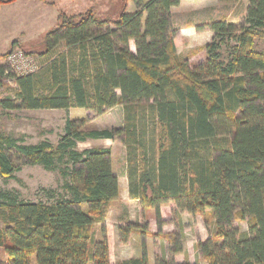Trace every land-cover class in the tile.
Here are the masks:
<instances>
[{"label": "trees", "instance_id": "16d2710c", "mask_svg": "<svg viewBox=\"0 0 264 264\" xmlns=\"http://www.w3.org/2000/svg\"><path fill=\"white\" fill-rule=\"evenodd\" d=\"M182 1L136 0V11L124 9L117 20L60 12L45 39L49 58L37 72L17 76L0 59V87L6 79L17 85L13 97L0 98L2 110L102 116L121 106L124 113L123 126L113 130L68 119L57 146L25 145L0 131V178L15 179L19 160L68 180L66 196L52 203L0 191V248L7 254L0 264H111L106 212L120 197L112 152L79 150L97 140L126 148L129 196L155 212L160 231L162 207L173 204L214 226L211 239L198 244L207 264H264V52L255 49V39H264V0H249L241 25L223 19L197 26L213 38L195 68L175 41L172 9ZM63 44L66 50L53 54ZM238 221L248 225L241 237ZM134 227L121 229L122 242ZM177 246L174 254H182ZM119 264H149V257L144 251Z\"/></svg>", "mask_w": 264, "mask_h": 264}, {"label": "rangeland", "instance_id": "374dc122", "mask_svg": "<svg viewBox=\"0 0 264 264\" xmlns=\"http://www.w3.org/2000/svg\"><path fill=\"white\" fill-rule=\"evenodd\" d=\"M42 1V2H41ZM144 3L149 0H142ZM249 0L226 4L219 0H183L180 6L172 9V24L178 31L177 50L182 60L193 68L205 63L206 48L213 33L209 30H196L199 25L212 21L227 20L241 25L246 17ZM136 11V0H17L0 6V59L5 64L6 55L21 50L31 55L41 66L48 58L46 35L60 24V12L68 16H79L87 12L101 19L117 20L123 10ZM131 49L135 51L134 43ZM255 49L264 52V39H255ZM65 45L53 52L65 51ZM52 54V55H53ZM12 71V70H11ZM16 83L6 79L0 87V98L13 97ZM68 119L86 121L88 130H113L123 126V108L118 106L98 116L85 109L69 111H5L0 109V131L4 136L18 139L25 145H37L49 141L57 146ZM110 147L112 166L120 185V197L107 206L106 226L110 243V262L138 258L146 251L149 264L158 261L175 260L176 263L207 264L198 250L199 243H206L214 234V226H206V218L201 215L178 213L173 204L162 207L163 226L160 231L153 210L143 208L139 202L129 196L127 179V152L119 141H88L79 144V150ZM21 169L15 179L0 178V191L16 192L22 201L52 203L51 198L66 196L64 186L67 183L59 171L49 172L41 166L26 165L17 160ZM87 210V206H83ZM135 226L127 243L122 242L121 229ZM0 227L2 224L0 223ZM240 237L248 232L246 222H236ZM145 231L146 234H142ZM94 240H102L101 225L94 229ZM216 241V240H215ZM175 244L183 248V253L175 255ZM7 260V254L0 248V263Z\"/></svg>", "mask_w": 264, "mask_h": 264}, {"label": "built area", "instance_id": "2783aa9c", "mask_svg": "<svg viewBox=\"0 0 264 264\" xmlns=\"http://www.w3.org/2000/svg\"><path fill=\"white\" fill-rule=\"evenodd\" d=\"M6 63L17 76L33 74L38 70L37 61L21 50L9 53L6 58Z\"/></svg>", "mask_w": 264, "mask_h": 264}, {"label": "crops", "instance_id": "0c3cea01", "mask_svg": "<svg viewBox=\"0 0 264 264\" xmlns=\"http://www.w3.org/2000/svg\"><path fill=\"white\" fill-rule=\"evenodd\" d=\"M17 1V0H16ZM15 1V2H16ZM215 1H217V0H215ZM42 2V1H41ZM14 3V2H13ZM3 5H5V4H3ZM212 38H213V36H212ZM105 141H111V140H105ZM113 142V141H112ZM107 149H110V147H107ZM112 150V149H111ZM114 170V169H113ZM114 173H115V171H114ZM116 174V173H115Z\"/></svg>", "mask_w": 264, "mask_h": 264}]
</instances>
